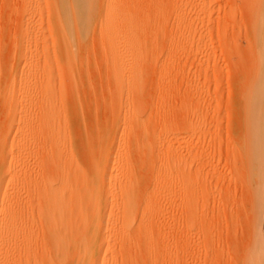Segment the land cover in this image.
Segmentation results:
<instances>
[{
  "label": "rangeland",
  "instance_id": "rangeland-1",
  "mask_svg": "<svg viewBox=\"0 0 264 264\" xmlns=\"http://www.w3.org/2000/svg\"><path fill=\"white\" fill-rule=\"evenodd\" d=\"M46 1L0 0V175L6 178L0 226L10 202L18 200L24 217V226L12 231L16 252L2 243L0 263L14 258L27 264L21 250L46 237L37 213L30 215L39 206L27 210L14 178L17 163L25 161L32 183L56 185L57 151L29 133L36 116L20 105L25 80L46 64L50 85L64 100L70 162L83 177L100 176L96 163L109 171L106 216L88 234L96 264H243L257 193L246 167L243 110L246 83L256 70L254 1L88 0L85 23L68 33L74 63L62 77L50 61ZM115 17L137 25L125 29L124 41H118ZM45 55H52L47 63ZM29 66L34 70L27 74ZM132 114L139 123L126 130L124 117ZM30 219L36 224L24 232ZM96 242L104 248L95 249Z\"/></svg>",
  "mask_w": 264,
  "mask_h": 264
},
{
  "label": "bare ground",
  "instance_id": "bare-ground-1",
  "mask_svg": "<svg viewBox=\"0 0 264 264\" xmlns=\"http://www.w3.org/2000/svg\"><path fill=\"white\" fill-rule=\"evenodd\" d=\"M253 1L255 3V7L251 11L252 13H250V20L253 25V43L256 53V70L254 69V74L250 76L248 82L246 83L247 85L245 88L246 91L244 92L243 110H245V120L247 125V133L245 134L246 139L244 144V155L246 157L247 165L246 167L249 168L247 172L250 171L251 175L255 177V179H253L255 182L253 183L256 184L254 185L256 186L257 193L253 195L254 198L256 197V201L254 200V208H252L254 209L252 213L253 241L245 253L243 264H264V235L262 234V232H264L262 231L264 230V0ZM88 5V0L46 1L49 30L53 36L52 44L54 53L52 52V55L54 57L51 55V59L50 55V58L49 56L46 57L45 55L44 60L46 63L48 62V59H51V62L55 61V68L57 71H60V77H62L66 71L68 72L67 68H69L74 63L73 53L70 46L72 43L68 41V33L74 28L80 27L81 24L85 23L83 20L85 16L87 17L88 13L85 15L84 13ZM112 24L115 27V30L119 32L118 41H124L125 38L128 37V34H125L127 31L125 29H128L129 26L134 27L135 29L137 26L135 20L124 22L118 17H115L112 20ZM133 51L135 52L134 48ZM122 54L128 55L133 61L138 60L134 53L132 54L123 52ZM31 70L33 71L34 69L30 66L27 67V72ZM27 74H29V72ZM65 76L69 75L66 73ZM50 77V68L44 64V67L35 69L34 75L25 80V87L22 88V91H20V105L28 110H31V113H34V116H36V122L34 121L35 123L31 122L28 124L30 129L29 133L33 132L32 134L34 136V134L37 132L44 145L49 144L56 149L55 151H57L58 155L59 169L56 185L53 186L48 180L44 182L42 181V183L38 184L39 182L36 181L35 183L34 181L32 183L33 179L30 178V173L28 174L29 177L27 176V170L24 163L25 161L17 163L18 173L14 176L16 181L15 192L19 196L21 190L25 191L26 198H24L25 200L23 199V203L25 202L24 204L26 205L24 206H27V210L29 208L31 209L34 203L39 206V210H37L38 207L36 208L35 205L34 212L27 213L25 223L29 220V213L30 215L37 213L36 215L41 224V229L44 232V237L46 236L45 239H41L43 237L40 238L42 240L40 243H28L24 250H21V248L20 250L24 251V254H26L25 256L29 257V262L27 264H89L90 259H94L92 260L93 264H96L98 257L94 258V252H92L93 249L90 247V243H92L93 240L88 238V234L92 223H95V230L97 231L102 227L100 223L101 220L106 216L107 205V203L104 201L103 188L106 178H108L110 175L106 167L103 168V165L100 167V163H96L93 165V168L95 171L99 170L102 172L100 176L95 175L92 177H83L77 172V169H75L76 166L74 165L76 164L72 165L70 162V155H68L70 154V151L68 150L69 148H67L69 137L66 135L67 132L65 133V130H63L68 126L65 119L66 112L62 108V101L64 100L62 99V95L58 94L59 90L56 91L57 89L55 90L51 87L49 81ZM135 80L136 79L131 80V82L129 81V89L133 88ZM0 99L5 100V97L2 93H0ZM134 115L135 114H132L133 119L135 117ZM32 116L33 115L30 114L28 117L31 118ZM132 117H128V115L124 117L125 119L122 123L124 129L127 130L129 126L131 127L132 122L134 121L135 124L137 122L139 123L138 118L135 117L136 119L133 120L131 119ZM35 118L33 120H35ZM246 125L244 124V126ZM27 126L24 127L26 128ZM61 129L63 131H61ZM36 142L37 141H35V143ZM39 144H41V142ZM6 145L7 144H5V146ZM5 146L4 148H6ZM93 148L95 147L93 146L90 149ZM10 149H12V147ZM2 150L3 153L6 151V149L5 151L4 149ZM95 153L96 152H94V154ZM2 155L3 154L1 153V164H3L5 160V156ZM100 155H102V152H100ZM42 171L40 170V173ZM39 176L38 179L35 178L37 181L39 180ZM5 182V176L0 175V184ZM253 189L254 188H252V190ZM253 191L252 194L255 192ZM16 201L10 202L9 215L6 218L5 223L0 226V248L4 247L2 246L3 244L8 243L9 245L6 244V247L11 253L16 252L15 248L17 245V241L14 238V230H16L18 225L22 227L24 226V217L17 211L19 203H16ZM128 207L129 206L127 203L124 213ZM30 209L29 211H32ZM34 222V220L30 219L29 225L31 226L27 227V229L22 228L23 231L25 232V230L28 229L32 230L31 227L36 224ZM260 222L263 224L262 229L260 227ZM5 233H9V238L12 236L10 238V242L7 240V238L5 241ZM180 237H182V234ZM183 237H185V235ZM181 240L182 239H180V241ZM22 241L26 242V239L23 238ZM103 248V244L98 245V242H96L95 249L102 250ZM38 255L41 256L40 260L38 259L39 261L36 260ZM13 260L15 259L13 258L8 264H17V260H15L16 262Z\"/></svg>",
  "mask_w": 264,
  "mask_h": 264
}]
</instances>
